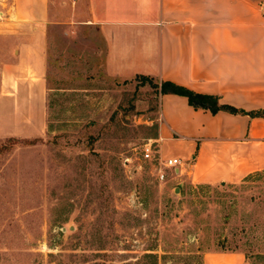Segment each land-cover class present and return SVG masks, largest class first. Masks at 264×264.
I'll use <instances>...</instances> for the list:
<instances>
[{
  "label": "rangeland",
  "instance_id": "374dc122",
  "mask_svg": "<svg viewBox=\"0 0 264 264\" xmlns=\"http://www.w3.org/2000/svg\"><path fill=\"white\" fill-rule=\"evenodd\" d=\"M49 9L47 132L0 136V264H264V171L194 185L144 158L158 89L107 75L87 0Z\"/></svg>",
  "mask_w": 264,
  "mask_h": 264
},
{
  "label": "crops",
  "instance_id": "0c3cea01",
  "mask_svg": "<svg viewBox=\"0 0 264 264\" xmlns=\"http://www.w3.org/2000/svg\"><path fill=\"white\" fill-rule=\"evenodd\" d=\"M50 0H0V136L47 132ZM113 78L149 75L222 104L264 111V0H87ZM157 154L191 184H236L264 171V117L195 108L159 94ZM241 251L202 264H244Z\"/></svg>",
  "mask_w": 264,
  "mask_h": 264
},
{
  "label": "trees",
  "instance_id": "16d2710c",
  "mask_svg": "<svg viewBox=\"0 0 264 264\" xmlns=\"http://www.w3.org/2000/svg\"><path fill=\"white\" fill-rule=\"evenodd\" d=\"M136 77L140 79L141 84L149 83L153 87L157 88L159 94L173 93V94L185 96L187 98L188 103L195 108L208 109L212 113H216L219 110H226L231 113H246L251 116L264 117V111L262 110L245 111L243 109H238L228 104H222L219 102L218 96L214 94L198 93L192 91L187 87L175 84L168 80H163L158 82L149 75L140 74V75H136ZM221 251H237V249L222 248Z\"/></svg>",
  "mask_w": 264,
  "mask_h": 264
},
{
  "label": "built area",
  "instance_id": "2783aa9c",
  "mask_svg": "<svg viewBox=\"0 0 264 264\" xmlns=\"http://www.w3.org/2000/svg\"><path fill=\"white\" fill-rule=\"evenodd\" d=\"M157 149L154 148L153 143H146L143 148V156L147 159H152L155 157ZM162 165L167 168H172L173 171L175 168H179L184 165V162L179 158H169L162 161ZM164 174L159 173L160 179H164Z\"/></svg>",
  "mask_w": 264,
  "mask_h": 264
}]
</instances>
